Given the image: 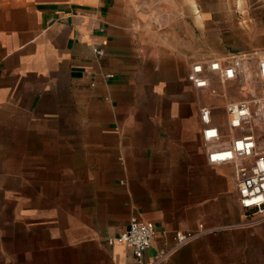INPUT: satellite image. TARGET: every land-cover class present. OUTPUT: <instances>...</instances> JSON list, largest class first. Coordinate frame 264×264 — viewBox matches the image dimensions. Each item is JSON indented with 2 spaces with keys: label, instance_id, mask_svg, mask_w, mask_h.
Here are the masks:
<instances>
[{
  "label": "rangeland",
  "instance_id": "obj_1",
  "mask_svg": "<svg viewBox=\"0 0 264 264\" xmlns=\"http://www.w3.org/2000/svg\"><path fill=\"white\" fill-rule=\"evenodd\" d=\"M153 1L154 18L141 16L142 36L161 53L183 55L189 47L190 62L218 57L233 74L223 82L214 74L215 94L185 89L188 66L162 56L159 67L145 65L131 79L121 94L128 99L114 101L112 121L98 125L99 131L68 120L77 110L63 92L58 107L0 108V247L14 240L45 242L42 212L78 207L116 226L133 204H155L195 224L219 225V264H264V214L240 207L231 168L207 163L200 172L190 157L162 152L186 142L167 108L173 101L183 100L181 110L192 115L201 104H214L219 119L227 99L264 94V0ZM156 81H163L160 91L154 90ZM133 109L144 117L142 125L131 124L133 134L126 137L121 122ZM159 116L167 117L164 123H154ZM257 126L264 136L262 124ZM123 149L130 150L131 159ZM127 167L133 171L126 172ZM220 167L229 169L218 176ZM23 212L34 215L28 228L15 220Z\"/></svg>",
  "mask_w": 264,
  "mask_h": 264
},
{
  "label": "crops",
  "instance_id": "obj_2",
  "mask_svg": "<svg viewBox=\"0 0 264 264\" xmlns=\"http://www.w3.org/2000/svg\"><path fill=\"white\" fill-rule=\"evenodd\" d=\"M153 5V0H0V108H33L55 103L58 107L63 92L77 110L68 120L76 125H92L93 130L99 131L98 125L111 123L114 101L128 99L121 94L131 79L141 75L145 65L152 69L159 67L162 56L184 61L188 69L183 87L191 90L187 75L192 63L198 60L190 62L189 47L183 55L169 50L161 53L151 39L139 33L144 22L141 16L146 13L154 18ZM94 47L102 48V55H97ZM162 83L156 81L154 90L160 91ZM180 102L183 100L173 101L167 108L186 142L178 149L162 152L172 157H190L199 171L204 172L207 161L202 150L199 111L185 114ZM80 109L86 113L80 115ZM101 110H108V115ZM141 115L136 109L130 110L121 122L126 137L133 134L131 124L141 123L140 118L144 117ZM166 119L159 116L157 121L153 120L161 124ZM135 129L145 133L143 126ZM124 155L125 159L132 157L128 149ZM121 159L124 160L123 156ZM224 169L229 168H218L217 175H223ZM125 171L133 169L127 167ZM133 213L153 224L157 231L144 252L145 260L152 259L157 249L172 246L175 232L195 231L203 223L214 229L157 264H219V225L204 221L195 224L155 204L135 203L130 209V215ZM130 215L126 214L113 226L102 223L89 211L81 213L78 207L65 213L42 212L45 242L14 240L3 245L0 264H138L130 246L106 241L107 236L118 235L125 229ZM33 216L17 213L15 220H22V226L28 228Z\"/></svg>",
  "mask_w": 264,
  "mask_h": 264
},
{
  "label": "built area",
  "instance_id": "obj_3",
  "mask_svg": "<svg viewBox=\"0 0 264 264\" xmlns=\"http://www.w3.org/2000/svg\"><path fill=\"white\" fill-rule=\"evenodd\" d=\"M93 51L97 55L103 53V49L98 47H94ZM232 72L229 66L224 67L221 59L210 57L193 62L187 78L193 88L206 89L215 94L217 90L212 84L214 74L218 73L223 82ZM254 106L262 108L258 112ZM223 108L218 119L216 105L201 104L199 107L202 150L206 161L213 166L230 167L240 207L264 214V136L257 126V123H261V128H264V94L227 99ZM212 229L199 223L195 231H177L173 235L172 246L157 249L152 259L145 260L144 252L151 246L157 231L153 224L133 213L125 229L118 235L107 236L106 241L130 246L138 264H157L184 244Z\"/></svg>",
  "mask_w": 264,
  "mask_h": 264
}]
</instances>
